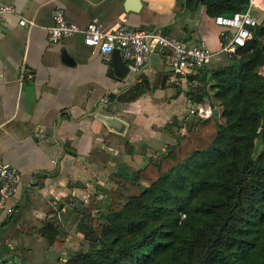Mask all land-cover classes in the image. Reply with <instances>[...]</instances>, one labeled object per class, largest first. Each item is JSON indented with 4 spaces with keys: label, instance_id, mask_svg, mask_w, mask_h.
I'll use <instances>...</instances> for the list:
<instances>
[{
    "label": "crops",
    "instance_id": "1",
    "mask_svg": "<svg viewBox=\"0 0 264 264\" xmlns=\"http://www.w3.org/2000/svg\"><path fill=\"white\" fill-rule=\"evenodd\" d=\"M0 2L16 7V13L5 14L0 22V156L20 173L9 200L15 212L0 214V238L14 235L19 245L33 236L45 239L41 228L54 222L63 246L49 248L59 263L87 247L80 225L110 201L107 193H98L118 187L117 173L126 165L135 173L176 144L184 123L195 119L190 110L199 102L192 100L190 90L168 81L167 58L156 51L127 86L129 76L120 80L111 56L86 45L81 34L53 41V9L63 8L82 27L98 19L105 28L125 23L161 29L214 51L221 48L224 27L214 23L200 2L193 11L186 0H141L138 12L125 10L127 0ZM258 11L256 17L264 24V12ZM21 18L33 25H21ZM64 51L72 62L63 58ZM261 69L264 74V65ZM104 96L109 103H102Z\"/></svg>",
    "mask_w": 264,
    "mask_h": 264
},
{
    "label": "trees",
    "instance_id": "2",
    "mask_svg": "<svg viewBox=\"0 0 264 264\" xmlns=\"http://www.w3.org/2000/svg\"><path fill=\"white\" fill-rule=\"evenodd\" d=\"M199 2L216 16L245 11L249 0ZM251 29L228 65L204 73L202 95L189 93L200 102L210 83L225 123L196 116L158 159L119 170L118 187L98 193L110 196L103 211L80 225L87 247L59 264H264V24ZM41 231L63 246L54 222Z\"/></svg>",
    "mask_w": 264,
    "mask_h": 264
},
{
    "label": "built area",
    "instance_id": "3",
    "mask_svg": "<svg viewBox=\"0 0 264 264\" xmlns=\"http://www.w3.org/2000/svg\"><path fill=\"white\" fill-rule=\"evenodd\" d=\"M254 8L264 12V0H249L247 9L242 12L211 16L215 24L224 27L221 33L222 45L218 51H214L205 43L185 42L165 34L161 29H135L125 23L105 28L98 19H93L82 27L70 21L61 7H55L52 11L53 25L49 28V34L53 41L81 34L86 45L98 49L108 57L115 49H119L132 73L139 72L149 61L151 52L156 51L167 58L170 67L168 81L182 89H199L204 86L202 77L206 67L218 53L232 56L240 47L248 45V41L253 37L251 28L260 23L253 14ZM8 13H16V7L0 2V22ZM19 22L21 25H33V22L25 18H21ZM101 101L104 104L109 103L110 97L104 96ZM190 113L206 118L213 114V109L210 105L198 104L191 108ZM53 162L56 163V160ZM19 179L17 167L7 163L0 156V214L11 216L15 212L9 200L17 191Z\"/></svg>",
    "mask_w": 264,
    "mask_h": 264
},
{
    "label": "rangeland",
    "instance_id": "4",
    "mask_svg": "<svg viewBox=\"0 0 264 264\" xmlns=\"http://www.w3.org/2000/svg\"><path fill=\"white\" fill-rule=\"evenodd\" d=\"M253 14L255 16H258L260 14V11H258L257 8H254ZM229 62L230 61L228 55L223 54L221 57L215 60V62L210 63L209 66H211L212 69H216L228 65ZM262 70L263 69H261V71ZM209 84L208 87H206L209 95H203V100L200 101L199 104L210 105L212 109L217 108L219 110L217 118L221 123H225V118L222 113L223 107L219 105L216 99H213L214 97H212V95L214 92ZM190 92H195L197 93V95H202L201 93H203L204 91L202 89H191ZM193 116L196 117V115L194 114ZM191 122L192 118H190L187 123H184L186 128L183 133L187 131ZM105 197L107 199V196H104V198ZM2 240L3 242L10 244V247L12 246V252L14 253V255H5V258L8 259V264H59L56 261L57 255L50 251L49 243L46 238L40 239L38 236H33L32 238L28 239L27 244L24 245L16 244V242L14 241V235H8L7 237L4 236ZM17 252L20 254L21 259L18 255H15V253L18 254ZM66 253L67 252H64L63 256H66Z\"/></svg>",
    "mask_w": 264,
    "mask_h": 264
},
{
    "label": "water",
    "instance_id": "5",
    "mask_svg": "<svg viewBox=\"0 0 264 264\" xmlns=\"http://www.w3.org/2000/svg\"><path fill=\"white\" fill-rule=\"evenodd\" d=\"M141 0H127L126 4H125V10L129 11H135L138 12L141 8ZM198 4H199V0H195L194 6H193V11H196L198 9ZM63 58L67 61V62H72L73 59H71L72 57L66 52H63ZM111 59L114 63V68H115V75L120 79V80H124L125 78H127L129 76V79L127 81V86H129L132 82L133 79L136 76V73H132L130 66L128 65V63L123 59L121 51L119 49H115L112 54H111ZM218 109L214 108L213 109V115L215 117L218 116ZM262 126L264 127V116H263V120H262ZM5 254V253H3ZM0 264H8V259L5 257H2V254H0Z\"/></svg>",
    "mask_w": 264,
    "mask_h": 264
},
{
    "label": "flooded vegetation",
    "instance_id": "6",
    "mask_svg": "<svg viewBox=\"0 0 264 264\" xmlns=\"http://www.w3.org/2000/svg\"><path fill=\"white\" fill-rule=\"evenodd\" d=\"M0 254H2V257H5V255H10V254L14 255V253L12 252V248L9 246V244L3 242L1 238H0Z\"/></svg>",
    "mask_w": 264,
    "mask_h": 264
}]
</instances>
